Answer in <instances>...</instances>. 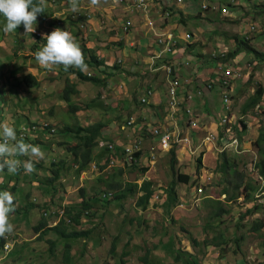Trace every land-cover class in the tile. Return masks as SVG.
Listing matches in <instances>:
<instances>
[{
  "label": "rangeland",
  "instance_id": "374dc122",
  "mask_svg": "<svg viewBox=\"0 0 264 264\" xmlns=\"http://www.w3.org/2000/svg\"><path fill=\"white\" fill-rule=\"evenodd\" d=\"M184 3L185 9L178 12L180 23L183 25L175 24L170 30L176 31L178 35L186 31L194 35L191 42H181V48L189 58L180 71L184 83L179 96L191 105V112L188 113L185 109L187 123L177 131V136L188 137L190 142L173 145L176 155L174 161L170 152H161L158 142L153 138L120 136L117 133L121 130L122 123L128 122V115L116 117L112 106L120 99L124 104H128L120 84L125 82L128 91L132 92L135 88L141 91L143 82H132L128 73L137 68L135 60H141L137 71L143 73L148 72L151 63L150 58L140 53L138 46L132 47L134 43L130 40H125V44L123 41H109L112 36H116L118 30L123 35L137 30L139 35L143 36L142 31L146 30L143 17L146 14L131 9L132 0H125L123 3H119V0H100L98 5H92L90 0H79L77 13H72L68 0H56V3L46 0V5L56 16H59L58 11L64 10L60 17L65 14L63 18L66 20L61 21V27L66 24L77 41H82L83 38L79 29L81 20L75 21L71 14L77 15L82 11L84 15H91V36L87 42L84 40L87 47L96 51L94 39L98 38L99 43L105 40L109 43L108 47L117 46L120 50L118 55H113L115 52L112 55L123 59V70H114L115 74L112 72L113 75L109 79L107 67L103 68V71H99L97 67H88L87 73L106 79L105 87L80 82L75 74L64 71L63 66L56 69L58 76L47 69L43 74L39 66L37 67L38 62L33 53L45 42L43 34L53 30L49 24L56 23L57 19L52 15L40 21L37 27L38 38L34 41L29 35L25 36L23 24L18 26L16 32L6 35L3 32L6 20L0 15V39L3 40L0 41V122L7 117L17 131L22 129L25 122H45L56 130L54 135H41L45 144L40 147L45 158L35 164L36 170L33 173L25 175L21 166L15 174L9 173L12 178H4V182L9 183L18 179L17 190H9L15 196L16 210H25L28 203H34L36 206L29 213L15 211L11 214L10 221L14 225V232L6 240L0 239V242L4 240L9 245L11 252H0V264H157L151 260L141 261V258L145 257V250L152 246L166 248V252L173 257L169 259L173 260L169 264H264V206L259 201L258 204L255 202L263 184L259 176L261 173L256 166L260 154L255 141L259 137L260 129L264 127V96L263 102L253 112L254 116L241 114L242 106L254 94L257 85L264 87V63L256 61L247 51L241 53L238 58H227V55L236 49V38H246L250 47L264 54V0H213L219 8L217 13L203 11L200 8V0H185ZM62 4L66 6L59 9ZM152 5L158 8L159 14H164L160 5ZM224 9L227 13L223 12ZM184 11L187 13L184 14ZM198 11L205 13L202 15ZM175 14L176 12L171 13L170 17ZM126 20L132 26L124 25ZM252 27L255 30L250 31ZM125 46L132 48L127 57L121 53ZM149 46L152 50L155 49L153 45ZM97 53L99 54V51ZM219 64L226 67L221 69ZM161 66L160 64L159 67ZM228 67L234 69L237 75L230 89L221 87L220 81L217 80ZM29 73L36 76L39 86L28 87L23 84L22 77ZM67 79L71 84L77 85V94L71 96V104L81 106L82 109L74 114L63 99ZM212 79H216L213 89L209 91L204 88L207 92L204 91L201 97L197 95V91L206 87ZM161 80L166 81L164 70L160 71V77L155 82L160 84ZM109 84L116 85L108 89ZM224 93L230 94V114L223 104ZM189 94L195 95L191 101L187 100ZM137 99V96H134L132 103L137 102ZM191 116L199 120L196 123L197 129H190ZM117 118L120 122L117 127L111 128L110 122H116ZM225 118L228 119L222 123ZM241 119L247 123L246 131L241 128L235 130ZM216 121L219 122L218 126L214 123ZM97 122L105 124L102 135L105 136L108 131L109 135L104 139L106 142L111 139L122 144L118 146L125 147L131 140L141 137L146 145L147 142L151 145L144 147L141 156L125 169L121 167L124 164L121 158L115 159L117 167L108 169L111 156L106 150L96 148L94 154H99L97 161H94L85 173L77 175V168L67 169L61 173V178L56 184L49 187L45 180L51 175L52 162L65 160L69 166L73 164V155L69 148L74 146L77 140L66 144L68 138L60 132L66 127L77 129L78 126L87 127ZM212 126L216 130H213ZM113 129L114 131H111ZM241 131L244 133L240 134ZM161 134L160 130L158 136ZM208 136H219V139L205 142ZM237 136H241V141ZM222 138L224 139L221 141ZM234 138L238 140L237 144L231 142ZM223 153L227 156H223ZM151 155H155V160L150 163ZM21 157L17 159H28ZM225 157L231 167L228 173L223 174L219 170ZM199 158L202 160L201 164L198 163ZM145 159L147 160L144 163ZM95 164L97 170L93 168ZM119 169H124L123 174L118 173ZM115 173L116 184L119 182L123 188L127 184L137 185V189L128 193L123 200L107 199L110 202L105 203L102 201L103 194L117 191L116 188H109L107 184L110 174ZM177 174L189 175L190 182L179 183ZM240 177H243L244 184L248 182L254 190L243 191L242 187V197L230 200L229 196L235 192L233 188ZM144 181L152 182L153 197L149 204L140 207L138 199L143 194L141 185ZM174 181L177 202L171 205L167 190ZM81 190H85L86 197L94 199L91 201V216L82 220L79 229L91 230L92 234L89 238L70 240V262H67L63 246V242L67 240H59L54 253H51L50 244L46 240L53 238L54 232L41 239L35 228L43 219L47 221V227L55 226L59 222L57 210L63 206L68 207L66 202L79 204V198L83 196ZM225 190L228 191L226 195ZM246 194L252 195L250 203L245 201ZM254 206L258 208L257 211L248 213ZM45 210L50 212V216L43 215ZM130 247H138L141 250L131 253ZM189 252L193 253L192 257L196 260L189 258ZM178 255L180 261L175 260Z\"/></svg>",
  "mask_w": 264,
  "mask_h": 264
},
{
  "label": "clouds",
  "instance_id": "9594fccd",
  "mask_svg": "<svg viewBox=\"0 0 264 264\" xmlns=\"http://www.w3.org/2000/svg\"><path fill=\"white\" fill-rule=\"evenodd\" d=\"M53 1L54 0H52V2ZM90 2L92 5H98L100 0H90ZM184 2L183 4H180V5L174 4L172 7L164 8L165 10L170 12L169 16L167 17H164L165 14L158 15V13L150 16L155 21V25H156L153 29H149V27H147L148 18L147 16L144 15L143 19L146 21V24H144L143 26L146 28V30L142 31L143 36L148 38L150 40L149 45H153L155 48L154 50H152V48L148 45L147 55H144V56L150 58V61L152 62V56L153 55L157 56V54H159L161 51L165 49L166 45H170L174 51V52H168L166 54H164L165 52L162 53L161 57L157 59L156 63L153 66H152V63L149 64L148 71L160 72L161 70L152 71V69L154 67H158L160 64L162 66H170V65L175 66L177 62L178 64L179 63L182 64L178 68V70H181L183 64L187 61V60L179 59L177 55L180 53V51H183V49L181 48V42L186 41L184 40V36L190 32L186 31L185 33L178 35L176 31L170 30V27L175 24L177 26L183 25L180 23V14H178V12H176L175 10L176 8H181V10L183 11V8L185 5ZM55 3H56V0H55ZM68 4L71 8L72 13H77L79 11V0H68ZM63 5L66 6V4H62V6ZM204 6H206L207 8H204ZM46 7L49 9L50 16L52 15L54 19H57V21L56 23L54 22V24L56 25L52 23L49 24L50 28H52L53 30H51L48 34H43L42 38L45 40V42H42L40 44L41 48L37 49L33 53L35 60L38 62L37 65H40L42 68H44L45 73H46V69L48 71L56 72L55 66H58V65H60V68L63 66L64 71L66 72L70 68H76V69H79V71L81 72L87 73L88 65L85 63L83 51L79 45V42L74 36V33L72 32L70 28L66 26V24L64 27H61L62 25L61 21L66 20V19L53 14L51 9L46 5V0H0V15H3V17L6 20V23L3 27V32L6 35H9V33L16 32V29L18 28V26L23 24L24 30H25L24 32L25 36L29 35L31 40L34 41L35 38H38L37 36L38 28L37 27L39 26L40 21L42 20V18L41 20H37L38 14L44 13ZM200 8L203 11H210L214 13L215 12L217 13L219 9L218 6L213 3V0H200ZM225 9L223 10V12L227 13ZM203 11L202 12L198 11V13L204 15L205 12ZM174 12H176V14L170 17L171 13L174 14ZM71 16L73 17L75 21L81 20V23H79V29L81 30V32H83L84 40L86 41L84 30L86 29L89 30L91 28L90 22L87 20V18L85 17L83 18V16L81 18H77L76 15H73V14H71ZM87 21L89 23H87ZM125 22L126 24L124 25L132 26V24H130L129 21H125ZM82 25L84 26V28L81 27ZM145 28H142V29H145ZM89 32L91 31L89 30ZM168 33H172L174 35L171 41L168 40ZM119 34H121V32L118 30L116 32V36L115 37L112 36L109 39V41L115 42V43L121 42V40H118ZM190 34L192 35V39H193L194 35L192 33ZM1 39L0 41H3ZM191 40L187 42H191ZM106 43L107 45L109 44L108 42ZM190 44L191 43H188V45ZM184 52L185 51H183V53ZM139 62H141V60H139ZM116 63H120L123 66L124 62H123V59L121 58L117 59L116 57H114L110 65L113 67ZM105 65H106V62H105ZM34 77L36 78V76ZM22 81H23V77H22ZM120 88L122 89L123 86H121ZM31 124L41 125L38 122H33V123L25 122L23 124V127L31 125ZM43 124L46 125L45 129L38 132L36 134V137L25 139L24 135L22 134L19 135L20 130L17 131L16 127L12 123L9 122L7 117H4L3 121L0 122V178H2L0 183H4V178L6 176L4 174L5 172H7V175H9V173L15 174L16 172H18L21 166L24 169L25 175H29L33 173L36 170L35 164L39 163L40 160H43L45 158V154L41 150V147H40L41 145L45 144L43 140L41 139V135L43 133L54 135L56 133V130L52 128L51 125L48 123L44 122ZM106 143L108 144L109 142H106L105 140H101L98 148H101V149H104L105 147L108 148V146L102 145ZM110 144H115V143H110ZM107 152L111 156V160H109L108 164H111L113 159L121 158V155L114 156V152L110 149ZM20 156L28 157V159L21 161L20 159H17V157H20ZM121 159L123 160V158ZM96 166H97L96 164L93 166L95 170H97ZM126 166L128 165L124 163L123 166L121 167L125 169ZM115 167H117L116 162L113 166L112 164L109 165L108 169H112ZM5 168H7V170H4ZM16 182H10V183L8 182L9 187L11 188L15 186ZM105 194H103V196ZM79 200L82 201V198H79ZM65 205H68L69 207L70 205H72V203L66 202ZM16 207L17 205L15 203L14 195L10 191H7V190L0 191V239L6 240L7 237L14 232V225L10 221V216L16 211ZM65 212H66V207L64 206L63 208H60L57 210L56 213L58 216V221L60 220L61 216L65 214ZM43 215L45 217L50 216V212L45 210L43 212ZM4 252L6 254H9L11 250L9 251L4 250Z\"/></svg>",
  "mask_w": 264,
  "mask_h": 264
},
{
  "label": "trees",
  "instance_id": "16d2710c",
  "mask_svg": "<svg viewBox=\"0 0 264 264\" xmlns=\"http://www.w3.org/2000/svg\"><path fill=\"white\" fill-rule=\"evenodd\" d=\"M49 15H50L49 9L46 7L44 13L38 14L37 20H41V18L44 19V18L48 17ZM54 25H56V24H54ZM84 32H85V36H86V41H88L91 34H90L88 29L84 30ZM245 39L246 38H236V43H237L236 49L233 50L232 52H230L227 55V58L228 59L229 58L230 59L238 58V56H241V53H246L245 51H247L249 54L253 55V57L256 61L264 63V54L259 53L257 50L250 47L249 41H247V39L246 40ZM78 42H79V45L83 51L85 63L88 65L89 68L94 69L97 67V69H98V67L105 65V61L97 53L98 48L95 51V50L87 47V45L84 41V34H83L82 41H78ZM108 45H107V47H108ZM109 48H111V47H109ZM113 67H115V68L114 69L111 68L112 71L118 70V72H119V71L123 70L122 65L120 63H118V64L116 63ZM68 72L70 74H75L77 80L80 82L92 83V84L97 85L99 87L100 86L105 87V85H106V79H102L101 77L97 76V74L81 72V71H79V69H76V68H70L68 70ZM113 73L115 74V72H113ZM113 73L112 72L108 73V79L110 76L113 75ZM23 84H26L28 87L39 86V82L37 81V79L32 74H26L25 76H23ZM192 85H195V84H190V86H192ZM204 88L205 87H203L200 90L204 92L205 91ZM205 92H207V91H205ZM73 94H77V85L74 83L71 84L70 81L67 79V84H66V87L64 89L63 99L69 105L70 112L72 114L76 113L78 110H82V109H80L81 106L71 104V102H72L71 96ZM263 96H264V87H263V85L258 84L256 89H255L254 94L251 95V97L242 106V108H241L242 116H246L248 114L254 116L253 112L263 102ZM128 125H132V124H129V121H128ZM104 127H105L104 123L97 122V123H95V124L93 123L92 125L87 126V127L86 126H83V127L78 126L77 129H74L73 127H66L64 130H62L60 132L62 134V136L68 138V140L65 142L66 144H70L73 140H77L76 144L69 148V152H71L73 155V164H72V166H69L65 160H59V162H52L51 169H50L51 175H50V177H47L45 180V183L49 187H52V184H54V183L56 184V182L61 178V173L65 172L67 169L77 168L76 174L80 175L81 173L86 172L88 170V168L90 167V165L94 161L95 162L97 161V156L99 154L95 155L94 152H95L96 148L99 147L100 141L106 139L105 136L102 135V130ZM239 128H241V130H243V131H246L247 123L244 119L240 120L239 124L235 127V130L238 131ZM243 131H241L240 134H243L244 133ZM170 132H173V131H170ZM152 135L153 134L151 132V134H149V136H147V137L148 138L150 136L154 137ZM238 138L241 140V136H238ZM255 146L258 148V151L260 154V160L256 166L259 168L261 175L264 177V127H262L260 129V135H259V138L257 139V141L255 142ZM173 148H175V147L173 146L172 149L169 151L172 155V161H174L175 156H176L175 155V149H173ZM123 149H124L123 146L116 145L114 150H113V152L115 153L114 156H120L123 152ZM105 150L107 152L109 149L107 147H105L103 151H105ZM141 151L136 154V158H139L141 156ZM118 153L120 155H117ZM147 155H149V154L147 153ZM222 155L227 156L226 153H223ZM21 158H24V157H21ZM201 161H202L201 158H199L198 163L201 164ZM230 167H231V165L228 164V161L226 160V157H225V160L222 163V168L219 171L223 174H226V173H228ZM4 170H7V168H5ZM118 171H119L118 172L119 174H123L124 169H119ZM4 174L6 175L5 176L6 178H12L10 175H7V172H5ZM110 175H111V177L108 178L109 180H108L107 184H108L109 188H111V189L116 188L117 191L114 193L113 192H110V193L107 192L102 197L103 202L109 203L110 202L109 200H111V201L123 200V198L127 197L128 193H133L134 189H137V185L131 186L130 184H127L126 187L123 188V186L119 182L117 184L114 182V177L116 176V173L110 174ZM176 178H177V181L179 183L187 184L190 182V176L186 175V174H177ZM17 181H18V179H17ZM112 181L114 182V184L110 183ZM175 183L176 182L174 181L172 183L171 187L168 188V190H167L168 201L171 205H173L177 202V192L175 189ZM17 184L18 183L16 182L15 186L10 188L7 181L4 183H0V191H4V190L9 191L10 190L11 192H15L17 190ZM152 186H153V184L151 181H144L142 183L141 191H143V194L138 199V205L140 207H145L147 204H149V201L153 197ZM242 187H243V191L249 190V189L254 190V188L250 184H248V182L246 184H244L243 183V177H240L239 181H237V183H235V185H234L233 189L235 192H233V194H231L229 196V199L230 200H237V199L241 198L243 195V192L240 193V190ZM84 193H85V190H81V195H83V196H82V201L79 204H72L69 207H66L65 214L63 216H61L59 222L55 226L47 227L48 226L47 221L43 219L40 222V224L35 228V232L38 233V235H39V237H41V239L45 235L49 234L50 232H54V234H53L54 237L48 238L46 240L47 243L50 244L51 253H54L55 247H56L57 242L59 240H67L66 242L65 241L63 242V246L65 248V253H66L65 258H66L67 262H70V256H69L70 251H71L70 240H77L80 238H89V236L92 234L91 230L83 231L82 229H79L80 225L82 223V220L84 218L91 216L90 215V212L92 210L91 201L94 199V198L86 197ZM227 193H228V191L225 190L224 194L226 195ZM107 199H109V200H107ZM251 199H252V195L246 194L245 201L249 202V201H251ZM35 206L36 205L34 203H28L26 205L25 210H21V211L16 210V211H17V213H20V212L22 213L23 211L25 213H29L30 210L35 208ZM257 209L258 208L254 206L251 210H248V213L252 214L255 211H257ZM221 212H224V210H221ZM27 215H26V217H27ZM57 218H58V216H57ZM256 229H258V228H256ZM4 246H5V242H4V240H2L0 242V252H4Z\"/></svg>",
  "mask_w": 264,
  "mask_h": 264
},
{
  "label": "crops",
  "instance_id": "0c3cea01",
  "mask_svg": "<svg viewBox=\"0 0 264 264\" xmlns=\"http://www.w3.org/2000/svg\"><path fill=\"white\" fill-rule=\"evenodd\" d=\"M63 6L59 7V9H63ZM56 9L58 10V7H56ZM63 11H58L59 16H60V14L63 13ZM175 11L180 12L182 10H181V8H176ZM185 13H187V12L184 11V14ZM57 15H58V13H57ZM121 20L123 21V19H121ZM126 21H128V20H126ZM134 32H135V34H134ZM100 39H102V37H100ZM118 40H121V42L123 41L124 44H125V40H130L131 42L134 43V44H132V47L138 46L140 53L147 55V51H148L147 47L150 43V40L144 36L141 37L137 30L136 31L134 30L133 33L128 34V35L119 34ZM94 41L96 43L95 48L96 47L98 48L99 55L106 62V65L99 67V71H103V68L107 67L108 71H106V73L113 72L111 70L112 66L110 64L114 58L113 55H118V52H120V50H118L116 48L117 46L116 47L114 46L111 48L107 47V43L105 42V40H103V42L99 43L98 38H96V39H94ZM113 48H114V50H112ZM131 49L132 48L125 46V49L123 51H121V53H123L127 57L128 54L131 53ZM183 51H180V53L177 55V57H179V59H181V60H187L189 57H187L186 52L183 53ZM113 52H115V54H113ZM134 64L137 66V68L141 66V62H139V60H135ZM58 66H55V68L60 69V67H58ZM37 67L39 69H41L43 74L45 73L44 68H42L40 65H37ZM137 68L134 71L129 72L128 75H129L130 80L132 82L142 81L144 84L143 89L141 91H138L135 88L134 91L131 92V91H128L126 89V83L125 82L121 83L120 87L123 86L122 89L125 92L124 99L128 101V104H124V102L120 99L119 102L114 103V105H112L115 112H116V117L117 116L120 117V116H123L124 114H126V115H128L127 116L128 121L133 122L132 125H130L131 127H129L128 122L122 123L121 130L118 131L117 133L120 136H135L136 135V136H143V138L147 139L148 138L147 136H149V134H151V132L156 128H160L162 131L169 130V131H176V132L178 130H181L180 127L184 128L185 127L184 123H187L185 120L188 118L187 114L185 113V109H190L191 105H189V103H185L183 98L181 96H179V100L181 102L180 108L178 109L177 113L172 114V112L168 106L169 98H168V84H167V82L162 81V80H161L160 84L158 82H155L156 79L158 77H160V72L148 71L147 73H143L142 71H137ZM180 71L181 70H178L177 74L179 75L181 82L184 83V81H182L183 79L181 78ZM54 73H55V76L59 75V72H54ZM187 80H189V79H187ZM189 81H191V80H189ZM116 84H118V83H116ZM116 84H109L107 87H108V89H112L113 85H116ZM145 87L152 88L154 91V95H153V97L150 98L149 104L141 105L140 98L143 97V95L145 94V91H144ZM129 94L133 95V96H130ZM179 94H181V90H180ZM128 96H130V97H128ZM134 96L135 97L137 96L138 99H137V102H135L133 104L132 102H133ZM116 97H119V96H116ZM127 97L129 99H127ZM248 115H250V114H248ZM190 120H192L194 122L192 127H190V129L191 130L197 129L198 126L196 123L199 120L193 116H191L189 118V121ZM118 122H120L119 118H117L116 122H110V127L111 128H113V126L117 127ZM214 123L216 126L219 125V122H217V121ZM128 128H129V130H128ZM211 128L213 130H216L214 126H212ZM111 131H114V129ZM108 135H109V133L107 131L105 136L108 137ZM259 135H260V131H259ZM193 136H195V135L193 134ZM218 137L219 136H217V138H216L217 140L219 139ZM149 138H153V140L157 142V140L154 137L150 136ZM135 139L137 140V138H135ZM135 139H133V140H135ZM223 139L224 138H222L221 141ZM133 140H131V141H133ZM108 142L116 143L117 145H122L120 142H118V141L116 142V141L111 140V139ZM128 142H130V141H128ZM144 144L145 143H143V148L144 147L147 148L151 145V143H148V142H147V145L146 144L144 145ZM178 147H179V150L182 151L180 149V146H178ZM161 152H165V151L161 150ZM165 153H167V151ZM146 160L147 159L144 160V163ZM147 179H149V178H147ZM248 203H250V201ZM170 238L172 239V237H170ZM166 246L169 247L167 244H166ZM137 250H141V249L138 247L137 248L130 247L129 252L133 253V252H136ZM166 251L167 250L164 246H159V247L152 246L149 249L145 250V255H144L145 257L141 258V261L151 260L152 262H155L157 264H169L173 261V260L170 261L169 259L173 258V257H171L172 255L170 253H167ZM191 253L192 252H189V255H190L189 258L195 259V257H192L193 253L192 254ZM175 260L176 261L181 260L179 255L175 257Z\"/></svg>",
  "mask_w": 264,
  "mask_h": 264
},
{
  "label": "built area",
  "instance_id": "2783aa9c",
  "mask_svg": "<svg viewBox=\"0 0 264 264\" xmlns=\"http://www.w3.org/2000/svg\"><path fill=\"white\" fill-rule=\"evenodd\" d=\"M124 1L125 0H119V3H123ZM53 2L55 3V0ZM132 2H133V4L130 5V8L135 9L137 12L143 11L146 14L145 16H147V18L149 17L148 21H147V27H149V29H153L156 25H155V21L150 16H152L156 13H158V15H161V14H159L158 8L155 5H152L153 3H156L158 6L160 5V8L165 11L164 17H167V16H169L170 12H168L164 8L172 7L174 4H176V5L183 4L184 0H135V1L132 0ZM204 8H207V7L204 6ZM148 15H150V16H148ZM82 16L87 18L88 21L91 18L90 14L84 15L83 12L82 13L80 12L79 14L76 15L77 18H81ZM88 21H87V23L90 22V21L89 22ZM81 27L84 28L83 25ZM89 30L91 31L92 27ZM252 30H255V28L252 27L250 29V31H252ZM173 37H174V35L172 33H168V40L169 41H171L173 39ZM191 39H192V35L190 33H187L184 36V40H186V41H189ZM168 52H174L173 48H171L170 45H166L165 49L163 51H161L159 54H157V56L153 55L152 56V62H151L152 66L156 63L157 59L161 57L162 53L166 54ZM213 57H215V54H213ZM181 65L182 64H180V63L178 64V62H177L175 64V66H172V65L161 66V67L158 66V67H154L152 69V71L164 70L166 73V82L168 84V98H169L168 106H169L172 114L177 113L178 109L180 108V103H181L179 100V92H180L181 88L183 87V84L180 80L179 75L176 73L178 68ZM219 67L221 69H223L224 67H226V65L219 64ZM236 77H237V75H236L235 70L228 67V68L224 69L223 76L220 78L217 77V80L220 81L219 85L221 87L226 88V89H230V87H232L231 83H232V81H234L236 79ZM215 83H216V79H212L206 85L205 88H207V90L210 91L211 89H213V85ZM144 91H145V94L143 95V97L140 98V102H141V104L147 105L150 102V98L153 97L154 91L150 87H145ZM203 93H204L203 91L199 90L197 92V95H199L201 97L203 95ZM229 95L230 94H228V93L223 94V104L226 106V108L230 114L231 98ZM194 97H195V95L189 94L187 96V100L191 101ZM187 112L190 113L191 110L187 109ZM227 119L228 118L223 119L222 123L226 122ZM132 123H133L132 121L129 122V124H132ZM190 123L192 126L194 122L192 120H190ZM45 127H46L45 124H41V125L31 124L28 126H24L20 130L19 135H21V134L24 135L25 139L34 138V137H36V134L38 132L44 130ZM160 130H161L160 128H156L152 131V134L157 139L158 144H159V148L162 151L165 150V151L169 152L172 149L173 145H175V144L190 142L188 137L184 138V136H177V133L174 134L175 131L170 132L168 130L167 131L161 130L162 134L160 136H158ZM215 139L216 138L214 136H208L206 138L205 142L208 140L210 142H213V141H215ZM231 142L233 144H237L238 140L236 138H234L233 141H231ZM143 143H144V140H143V138L140 137L137 140L135 139L132 142H130L128 145L123 147L124 149H123V152L121 154V158H123L124 163H126L128 166H130L136 161V159H137L136 154L142 150ZM102 145L108 146V148L112 151L114 150V148L116 146L115 144H110V143H108V144L106 143V144H102ZM225 148H226V146L223 149H225ZM166 149H168V150H166ZM151 158H152V160L150 161V163L155 160V155H151ZM111 164H112V166L115 164V159L112 160ZM259 176H260V180L262 181L263 184L261 186L260 193L257 196L258 198L257 199L255 198V202L258 204L257 201H259L264 206V180H263V177L261 175H259ZM200 192H201V190H200ZM4 250L9 251V245L6 244L4 247Z\"/></svg>",
  "mask_w": 264,
  "mask_h": 264
},
{
  "label": "bare ground",
  "instance_id": "6f19581e",
  "mask_svg": "<svg viewBox=\"0 0 264 264\" xmlns=\"http://www.w3.org/2000/svg\"><path fill=\"white\" fill-rule=\"evenodd\" d=\"M166 150H168V149H166Z\"/></svg>",
  "mask_w": 264,
  "mask_h": 264
}]
</instances>
